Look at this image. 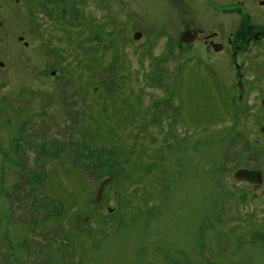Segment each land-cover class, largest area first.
<instances>
[{
	"label": "rangeland",
	"instance_id": "rangeland-1",
	"mask_svg": "<svg viewBox=\"0 0 264 264\" xmlns=\"http://www.w3.org/2000/svg\"><path fill=\"white\" fill-rule=\"evenodd\" d=\"M263 1L0 0V264H264Z\"/></svg>",
	"mask_w": 264,
	"mask_h": 264
},
{
	"label": "flooded vegetation",
	"instance_id": "flooded-vegetation-1",
	"mask_svg": "<svg viewBox=\"0 0 264 264\" xmlns=\"http://www.w3.org/2000/svg\"><path fill=\"white\" fill-rule=\"evenodd\" d=\"M262 5H264V1L262 2ZM1 24L2 23H0V26H1ZM187 31H190V32H192V34H196V36H197L194 42L185 43V42L181 41L183 44H188V45H192L193 43H195L199 39V37L203 36V34H204V32L200 31V30L197 31V30L188 29L185 32H187ZM248 35H250V38H249L250 40H252V38L257 40V41L263 40L264 39V26L263 27L262 26L256 27L255 25L247 26V36ZM217 37H218L217 33L208 35L207 36V40L208 41H206V42L210 41V46H211V48L214 51H216L214 46L220 47L219 51H225L226 47H227L225 44H223L222 42H218V43L214 42V40H215L214 38H217ZM228 45L231 46L232 49H233L232 58L235 61V65L234 66H235L236 70L239 71L240 73H243L244 70L242 69V66L237 61V57H238L239 53L241 51H243L242 45L241 46H239V45L236 46L231 39H228ZM236 85H237V88L244 89V90H239V92L242 93V96H243V94L246 95L248 90L250 89V87L249 88H247V87L245 88L244 81H243L242 77H240V80L236 83ZM104 203H105V200L101 204L103 205Z\"/></svg>",
	"mask_w": 264,
	"mask_h": 264
},
{
	"label": "water",
	"instance_id": "water-1",
	"mask_svg": "<svg viewBox=\"0 0 264 264\" xmlns=\"http://www.w3.org/2000/svg\"><path fill=\"white\" fill-rule=\"evenodd\" d=\"M142 37L141 33L136 34V38L140 39ZM196 34H192V32L187 31L182 35L181 41L185 43L194 42L196 39ZM216 51L220 50V47L214 46ZM233 178L238 182H246L248 184H261L264 180V174L261 171H249L246 169H240L235 172ZM111 178H108L105 180L104 183H102L96 197L95 202L98 205H101L102 196L105 194L106 186L110 183Z\"/></svg>",
	"mask_w": 264,
	"mask_h": 264
},
{
	"label": "trees",
	"instance_id": "trees-1",
	"mask_svg": "<svg viewBox=\"0 0 264 264\" xmlns=\"http://www.w3.org/2000/svg\"><path fill=\"white\" fill-rule=\"evenodd\" d=\"M102 206V204L101 205H99V207H101ZM110 210H113V209H110Z\"/></svg>",
	"mask_w": 264,
	"mask_h": 264
}]
</instances>
